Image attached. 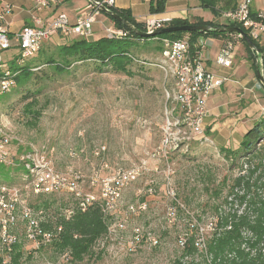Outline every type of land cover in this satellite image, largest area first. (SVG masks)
<instances>
[{
    "label": "rangeland",
    "instance_id": "1",
    "mask_svg": "<svg viewBox=\"0 0 264 264\" xmlns=\"http://www.w3.org/2000/svg\"><path fill=\"white\" fill-rule=\"evenodd\" d=\"M83 1L69 0L65 8L74 10ZM181 3H186L182 7L187 9L195 4L168 0L172 7ZM250 9L256 14L264 13V0H253ZM201 11L212 14L207 9ZM186 16L189 17L188 13ZM93 17V32L97 36L104 35L105 25L113 24L100 10H95ZM217 18V22L225 21L221 12ZM239 37L233 34L229 40L233 44L238 42L244 51L249 66L245 68L253 77L249 84L253 88L248 97L241 99L240 107L251 109L246 116L252 126L264 115V86L255 75ZM70 39L62 40L55 35L45 40L43 46L52 47ZM255 39L264 45L263 35ZM158 44L157 39L134 42L131 49L137 60H133L130 73L97 71L85 62L73 64L68 72L62 73L42 65L49 72L48 78L38 82L42 79L39 74L24 87L15 85L0 95L1 122L14 141L23 142L22 150L26 146L29 150L39 148L38 153L44 155L57 173L67 180L76 177L78 195L62 188L47 195L28 190L27 196H21L28 199L32 208H41L45 219L76 207L88 194L105 205L102 178L142 161L146 166L139 177L122 188L119 197L113 200V208L105 209L108 234L96 242L92 254L73 262L67 252H60L47 242L31 240L18 210L17 220L10 226L15 241L10 246L0 243L2 264H172L182 252L179 237L191 234L203 237L204 246H196L193 255L196 260H203L205 244L213 231L211 224L215 225L220 215L243 208L229 194L233 178L254 162H261V170L253 177L261 175L264 180V140H260V150L256 151L258 158L251 163L245 157L228 158L221 150L224 146L214 141L206 126V140L198 138L176 148L163 147L165 108L173 105L166 100V91L172 90V79L165 78L157 66L161 58L155 49ZM15 52L9 49L2 53L9 58ZM36 57L37 54L33 59ZM254 58L257 68L261 64L260 55ZM144 60L149 63L144 64ZM242 65L240 70L244 71ZM224 77L227 81L228 77ZM27 105L32 113L24 111ZM10 184L21 185L22 176L18 174ZM116 221L122 226L114 225ZM192 223L200 229L190 227ZM134 238L136 242L130 248Z\"/></svg>",
    "mask_w": 264,
    "mask_h": 264
},
{
    "label": "built area",
    "instance_id": "2",
    "mask_svg": "<svg viewBox=\"0 0 264 264\" xmlns=\"http://www.w3.org/2000/svg\"><path fill=\"white\" fill-rule=\"evenodd\" d=\"M252 1L239 0L235 8L222 12V17L227 21L241 23L253 38H257L260 35L264 36V13L258 12L257 17L253 18L250 15ZM59 3L60 0H32L33 24H25L17 32H10L6 19L13 13V5L0 2V95L9 92L15 86L16 76L19 73L16 66H21L24 61L32 58L45 40L59 34L80 36L85 39L94 38L91 12H79L73 22L63 12L46 20L39 16L43 11L57 7ZM91 4L94 9L101 10L104 7L111 10L115 7V0H92ZM167 21H169L168 18L152 19L147 22L146 29L152 31L163 27V23ZM104 30L107 37H122L127 33L126 30L116 28L113 24L106 26ZM162 44L161 58L157 66L164 72L165 78L172 79V90L166 91V100L173 103L171 107L165 108L166 130H164L163 147L176 148L180 143L186 145L190 140L198 138L206 140L204 121L207 115V100L211 92L226 81V77L215 75L206 68L202 52L206 42L203 38L199 37L193 46L188 35L175 40L163 39ZM232 48L233 43L227 40L216 54L217 64L224 67L230 66ZM9 49H14L16 52L6 58L2 52ZM1 119L0 113V163L5 165L22 163L27 171L22 175L21 185H0L1 246H10L15 241L14 235L10 232V226L17 220L18 210L27 224L28 238L38 243L48 242L52 238V233L43 231L39 225L40 221H46L42 215V209L32 208L28 199H21V196H27L28 190H33L36 194H51L62 188L74 191L78 195L76 177L67 180L57 173L44 155L38 153L41 151L39 148L37 150L33 147L29 150L26 146L20 153L17 152V148L22 147L23 142L14 141ZM13 143L16 145L13 146ZM145 168V161H142L130 168L117 169L111 176L101 179L102 193L106 198L105 205L102 204L104 211L113 208V200L119 197L122 188L134 178L139 177ZM94 200V195L88 194L77 206L84 209ZM61 213L69 216L72 213V207ZM114 225L121 227L122 223L116 221ZM135 240L134 238L131 241L130 248L136 242ZM156 241L157 239L154 243ZM179 243H184V237H179Z\"/></svg>",
    "mask_w": 264,
    "mask_h": 264
},
{
    "label": "trees",
    "instance_id": "3",
    "mask_svg": "<svg viewBox=\"0 0 264 264\" xmlns=\"http://www.w3.org/2000/svg\"><path fill=\"white\" fill-rule=\"evenodd\" d=\"M166 1L149 0L148 12L150 14L164 12ZM187 1L195 2V4L197 2L200 8L209 10L214 17H217L222 11L235 8L237 3V0ZM111 11L128 21L135 28L146 32V25L137 21L128 8L112 7ZM105 15L113 22L115 27L126 30V35L122 37L102 35L97 38L94 36L92 39H85L80 36H63L59 34L58 36L62 40L71 38L70 41L52 47L43 46V43L36 53V58L33 59V56L24 61L21 66H16L19 69V73L16 76L15 85L18 88L24 87L39 74L42 79L38 82L42 81L44 77L48 78L49 72L47 73L41 68L42 65L49 66L56 73H62L68 72V68L73 64L85 62L92 64L97 71L109 69L113 72L130 73L129 68L133 60H137L132 54L131 48L137 40L157 39L159 44L155 49L161 53L163 39L175 40L188 35L193 46L201 35L236 34L213 29L207 31L174 30L154 36L141 37L111 15L107 13ZM250 15L254 18L257 17L253 9H250ZM185 24H203L211 27L240 26L253 41L255 50L250 49L241 37L239 39L248 52V57L253 63L254 70H259L264 77V45L253 38L248 29L241 23L227 20L221 23L215 20H204L201 17H196L193 20L189 18H172L169 22L163 23V27ZM259 55L261 64H257L256 68L254 66V57ZM143 62L144 64L149 63L147 60ZM11 66L14 67V65ZM25 109V112L32 113L33 111L28 105ZM260 140H264V115L247 128L238 146L234 148L224 146L221 150L228 158L231 156H235V158L238 156L245 157L246 162L251 163L253 158H258L256 151L260 150ZM21 151L22 148L18 147L17 152L20 153ZM261 165V162H254L251 168L233 178L229 194L233 196V200L239 206L243 205V208L220 215L215 225L211 224L213 231L205 244V259L196 260L193 258V255L197 252L196 246H204V240L202 236L195 238L194 234H191L184 238L183 244L179 243L182 247V252L180 257L176 258L172 264H264V180L261 179V175L253 177L259 169L261 170ZM26 173L27 171L22 163L16 165L0 163V185H11L10 183L15 176H18V174L22 176ZM39 225L43 231L52 233V238L47 243L60 252H67L73 262L81 261L86 255L92 254V249L96 242L104 238L108 234L109 229L107 215L100 200L92 201L84 209L78 206L72 207V213L69 216L57 212L51 219L40 221ZM190 227H194L196 231L200 229L198 226H194L193 223ZM186 257L190 258L186 259ZM1 261L0 259V264H2Z\"/></svg>",
    "mask_w": 264,
    "mask_h": 264
},
{
    "label": "crops",
    "instance_id": "4",
    "mask_svg": "<svg viewBox=\"0 0 264 264\" xmlns=\"http://www.w3.org/2000/svg\"><path fill=\"white\" fill-rule=\"evenodd\" d=\"M68 1L69 0H60L57 7L43 11L39 16L46 20L52 18L59 12H63L66 13L68 19L73 22L79 12H91L93 16V12L98 10L92 7L90 0H84L83 5L78 2L74 10H67L65 4ZM185 1L188 2L187 0ZM0 2L13 5V13L6 19L10 32H17L25 24H33L32 17L34 11L32 0H0ZM148 3L149 0H115V7L128 8L132 16L145 25L152 19L187 18V13L189 15L188 18L201 17L204 20L215 21L218 19L217 17H214L213 14H204L201 11L202 8L198 7L196 4L191 6L190 9L182 7L186 3L176 4V6L174 5V7H172V4L168 5V0L166 1L164 12L150 14L148 12ZM103 13L106 14L105 12ZM93 33L95 38H97V33ZM230 36H233V34L217 36L201 35L200 38H203L206 42L205 47L202 49L206 68L211 70L215 75L228 77V80L220 87L215 88L208 98L207 115L205 117L204 125L209 127V131L212 133V138L215 142L221 146H231L234 148L236 147V144L241 141L242 135L246 129L251 126L249 123L250 119L246 116L251 109H241L240 107L241 99L248 97L253 88L252 85L249 86V84L252 83L253 77L247 68H245L248 66V59L238 42L233 44L230 53L231 65L224 67L217 64L216 54L222 48L224 43L230 39ZM242 64H244V71L240 70L241 67H243ZM255 75H257L256 71ZM251 96L254 97V95Z\"/></svg>",
    "mask_w": 264,
    "mask_h": 264
},
{
    "label": "water",
    "instance_id": "5",
    "mask_svg": "<svg viewBox=\"0 0 264 264\" xmlns=\"http://www.w3.org/2000/svg\"><path fill=\"white\" fill-rule=\"evenodd\" d=\"M90 2H92V0H90ZM101 10L103 12L111 15L113 18H115L116 20L120 21L121 23H123L128 29H130L131 31H133L134 33L138 34L141 37L154 36V35H157V34H161V33H164V32H171V31H174V30L207 31V30L213 29V30L220 31V32L226 31V32L236 33L237 35H239L246 42L247 46L250 49L255 50V45H254L253 41L251 40V38L249 37V35L238 25H235V26H214V27H211L209 25H203V24H185V25H178V26L160 27V28L154 29V30L149 31V32H147V31L144 32V31H141V30L135 28L132 24H130L128 21H126L125 19H123L118 14L114 13L113 11L107 10L104 7H102ZM256 74H257V77H258L259 81L264 86V77H263V75L257 69H256Z\"/></svg>",
    "mask_w": 264,
    "mask_h": 264
}]
</instances>
